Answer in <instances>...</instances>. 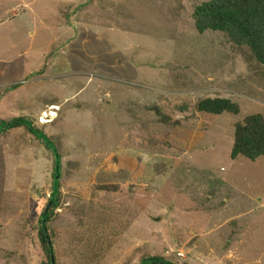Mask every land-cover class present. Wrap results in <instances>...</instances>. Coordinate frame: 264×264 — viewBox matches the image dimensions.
<instances>
[{
	"label": "rangeland",
	"instance_id": "rangeland-1",
	"mask_svg": "<svg viewBox=\"0 0 264 264\" xmlns=\"http://www.w3.org/2000/svg\"><path fill=\"white\" fill-rule=\"evenodd\" d=\"M206 1L0 0V120L61 157L56 264H264V155L230 158L234 125L264 118V66L196 32ZM214 95L239 114H198ZM53 159L0 134V264L46 263Z\"/></svg>",
	"mask_w": 264,
	"mask_h": 264
},
{
	"label": "trees",
	"instance_id": "trees-1",
	"mask_svg": "<svg viewBox=\"0 0 264 264\" xmlns=\"http://www.w3.org/2000/svg\"><path fill=\"white\" fill-rule=\"evenodd\" d=\"M192 19L198 34L207 31L222 33L233 44L245 47L256 63L264 66V0H207L194 8ZM13 89L14 87L10 88V90ZM194 107L195 111L203 116L217 117L223 113L239 114L238 105L225 95L199 98ZM18 128H24L30 135L41 141L54 158L52 187L48 201V204L52 201V205L46 213H44L45 208L40 214L37 227V238L46 258L45 264H51L50 256L53 255L52 234L49 233L48 224L59 204L61 157L55 146L31 122L21 117L9 121L0 120V134ZM263 155L264 118L262 115H251L236 123L230 158L235 160L242 157L255 162ZM56 169L58 174H56ZM57 175L58 178L55 182ZM43 220L45 221L44 226L42 225ZM53 260L56 264L54 256ZM140 264L174 263L160 257H146L140 261Z\"/></svg>",
	"mask_w": 264,
	"mask_h": 264
},
{
	"label": "water",
	"instance_id": "water-1",
	"mask_svg": "<svg viewBox=\"0 0 264 264\" xmlns=\"http://www.w3.org/2000/svg\"><path fill=\"white\" fill-rule=\"evenodd\" d=\"M56 174H58V170H57V169H56ZM57 178H58V175H57L56 178H55V182L57 181ZM51 205H52V201L49 202V204H48V206L46 207V210H45L44 213L47 212V210L51 207ZM44 222H45V221L43 220V222H42V225H43V226H44ZM50 261H51V264H54L53 255L50 256Z\"/></svg>",
	"mask_w": 264,
	"mask_h": 264
},
{
	"label": "bare ground",
	"instance_id": "bare-ground-1",
	"mask_svg": "<svg viewBox=\"0 0 264 264\" xmlns=\"http://www.w3.org/2000/svg\"><path fill=\"white\" fill-rule=\"evenodd\" d=\"M42 122H44V120H42Z\"/></svg>",
	"mask_w": 264,
	"mask_h": 264
},
{
	"label": "crops",
	"instance_id": "crops-1",
	"mask_svg": "<svg viewBox=\"0 0 264 264\" xmlns=\"http://www.w3.org/2000/svg\"><path fill=\"white\" fill-rule=\"evenodd\" d=\"M54 108V107H53ZM52 110V109H51Z\"/></svg>",
	"mask_w": 264,
	"mask_h": 264
}]
</instances>
